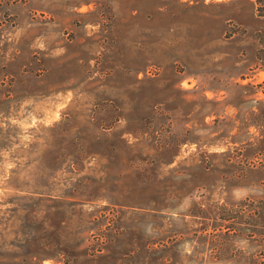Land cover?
Masks as SVG:
<instances>
[{
    "label": "rangeland",
    "instance_id": "rangeland-1",
    "mask_svg": "<svg viewBox=\"0 0 264 264\" xmlns=\"http://www.w3.org/2000/svg\"><path fill=\"white\" fill-rule=\"evenodd\" d=\"M0 264H264V0H0Z\"/></svg>",
    "mask_w": 264,
    "mask_h": 264
}]
</instances>
